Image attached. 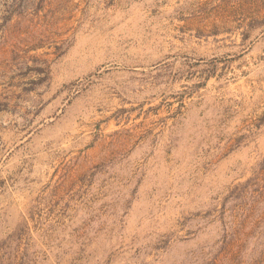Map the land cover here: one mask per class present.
Segmentation results:
<instances>
[{"label":"rangeland","instance_id":"374dc122","mask_svg":"<svg viewBox=\"0 0 264 264\" xmlns=\"http://www.w3.org/2000/svg\"><path fill=\"white\" fill-rule=\"evenodd\" d=\"M0 264H264V0H0Z\"/></svg>","mask_w":264,"mask_h":264}]
</instances>
